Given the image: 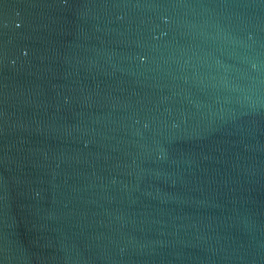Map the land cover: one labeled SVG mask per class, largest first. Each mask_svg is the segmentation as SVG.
Wrapping results in <instances>:
<instances>
[{"label": "water", "instance_id": "water-1", "mask_svg": "<svg viewBox=\"0 0 264 264\" xmlns=\"http://www.w3.org/2000/svg\"><path fill=\"white\" fill-rule=\"evenodd\" d=\"M0 264H264V0H0Z\"/></svg>", "mask_w": 264, "mask_h": 264}]
</instances>
